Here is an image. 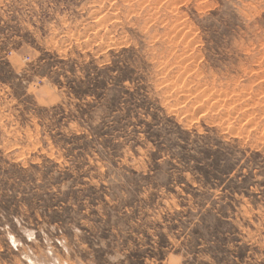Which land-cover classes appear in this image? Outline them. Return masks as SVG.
<instances>
[{
  "label": "rangeland",
  "instance_id": "obj_1",
  "mask_svg": "<svg viewBox=\"0 0 264 264\" xmlns=\"http://www.w3.org/2000/svg\"><path fill=\"white\" fill-rule=\"evenodd\" d=\"M0 264H264V0H0Z\"/></svg>",
  "mask_w": 264,
  "mask_h": 264
}]
</instances>
